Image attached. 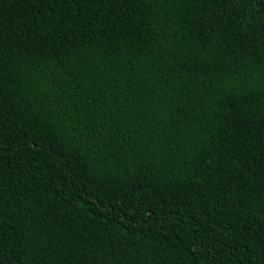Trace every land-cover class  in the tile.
I'll list each match as a JSON object with an SVG mask.
<instances>
[{"label": "trees", "instance_id": "trees-1", "mask_svg": "<svg viewBox=\"0 0 264 264\" xmlns=\"http://www.w3.org/2000/svg\"><path fill=\"white\" fill-rule=\"evenodd\" d=\"M0 264H264V0H0Z\"/></svg>", "mask_w": 264, "mask_h": 264}]
</instances>
